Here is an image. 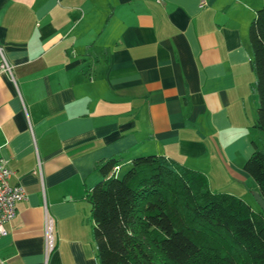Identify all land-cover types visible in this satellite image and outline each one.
<instances>
[{"label": "crops", "instance_id": "0c3cea01", "mask_svg": "<svg viewBox=\"0 0 264 264\" xmlns=\"http://www.w3.org/2000/svg\"><path fill=\"white\" fill-rule=\"evenodd\" d=\"M262 6L0 0V55L13 79L0 73V161L25 194L0 264H99L85 194L109 159L115 176L135 157L172 159L260 212L242 166L257 105L247 29Z\"/></svg>", "mask_w": 264, "mask_h": 264}, {"label": "trees", "instance_id": "16d2710c", "mask_svg": "<svg viewBox=\"0 0 264 264\" xmlns=\"http://www.w3.org/2000/svg\"><path fill=\"white\" fill-rule=\"evenodd\" d=\"M256 95L248 127L251 154L242 166L264 201V6L248 25ZM94 166L98 181L86 192L99 264H264V221L240 198L213 193L205 176L163 156Z\"/></svg>", "mask_w": 264, "mask_h": 264}, {"label": "built area", "instance_id": "2783aa9c", "mask_svg": "<svg viewBox=\"0 0 264 264\" xmlns=\"http://www.w3.org/2000/svg\"><path fill=\"white\" fill-rule=\"evenodd\" d=\"M160 4L161 0H154ZM204 2L201 1L199 7H202ZM0 73L5 74L12 79L11 67L5 62L0 55ZM12 172L5 167L3 161H0V239L5 237L7 232L5 225L10 223L15 214V204L24 200L25 194L23 188L16 184L10 186L8 181ZM53 222L48 215H44L43 219V249L44 255L47 256L54 248L53 240Z\"/></svg>", "mask_w": 264, "mask_h": 264}, {"label": "water", "instance_id": "95a60500", "mask_svg": "<svg viewBox=\"0 0 264 264\" xmlns=\"http://www.w3.org/2000/svg\"><path fill=\"white\" fill-rule=\"evenodd\" d=\"M252 197L254 199V202L258 206L261 215H264V201H263V199L260 197L259 193H252Z\"/></svg>", "mask_w": 264, "mask_h": 264}, {"label": "rangeland", "instance_id": "374dc122", "mask_svg": "<svg viewBox=\"0 0 264 264\" xmlns=\"http://www.w3.org/2000/svg\"><path fill=\"white\" fill-rule=\"evenodd\" d=\"M121 176V174L119 173L118 175H117V177H120ZM251 183V185L253 186L254 184L252 183V182H250ZM251 200H252V202L254 201V199H253V197H252V193H250V197L248 198L247 197V202L249 201L251 204H252V202H251ZM255 203V202H254ZM248 205V204H247ZM263 216V221H264V215H262Z\"/></svg>", "mask_w": 264, "mask_h": 264}]
</instances>
